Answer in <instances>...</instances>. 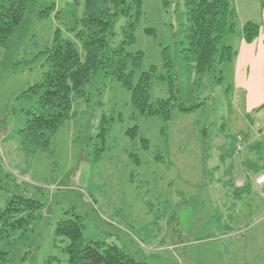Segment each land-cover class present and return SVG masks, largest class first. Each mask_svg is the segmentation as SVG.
Returning <instances> with one entry per match:
<instances>
[{"label":"rangeland","instance_id":"obj_1","mask_svg":"<svg viewBox=\"0 0 264 264\" xmlns=\"http://www.w3.org/2000/svg\"><path fill=\"white\" fill-rule=\"evenodd\" d=\"M72 1L36 0L11 46L0 45V172L10 171L17 183L0 181V209L14 194L42 204L26 233L37 249L34 244L23 264H68L70 238L56 231L62 220L78 221L88 244L117 247L138 263L264 264V185L253 183V165L264 164V134L253 139L258 129L249 127L263 125L264 104L247 111L234 92L229 62L203 84L183 76V102H205L193 111L173 106L168 120L146 114L129 87L108 78L102 92L98 80L88 100L75 102V116L47 150L33 152L23 144L18 131L25 111L18 95L43 78L41 53L56 30L84 52L56 17ZM171 1L166 10L162 0H143L136 41L127 46L132 54L143 52L140 68L127 66L132 86L140 84V104L147 103L146 91L153 101L171 95L163 48L175 54L183 46L186 23L185 0ZM235 1L238 33L249 11L244 0ZM53 4L55 11L38 17ZM84 7L82 0L80 16ZM126 22L122 17L117 24L118 39ZM233 39L230 34L225 42L233 45ZM102 125L108 127L104 138L97 135ZM135 126L133 137L127 131Z\"/></svg>","mask_w":264,"mask_h":264},{"label":"trees","instance_id":"obj_2","mask_svg":"<svg viewBox=\"0 0 264 264\" xmlns=\"http://www.w3.org/2000/svg\"><path fill=\"white\" fill-rule=\"evenodd\" d=\"M35 1L0 0L1 46H11ZM81 1L69 2L56 12V17L67 31L75 33L84 52L78 49L76 42L63 38L58 28L53 43L41 53L47 66L43 78L18 95L24 103L22 109L25 111V121L18 132L23 144L33 152L50 147L51 139L60 126L75 116V102L88 100L98 80L102 82L98 87L101 92L105 79L121 81L132 90L135 105H141L144 113L160 115L168 120L173 106L182 111H193L205 103L187 105L183 102L178 94L183 76L189 84H203L212 77L219 65L230 62L235 54L233 47L225 42L226 37L236 31L238 11L235 0H185L183 46L177 48L175 54H171L168 47L163 48L171 95L153 101L146 91L144 98L147 103L140 104V84L132 86L127 66L129 64L135 69L140 68L143 52L132 54L128 52L127 46L136 41L137 25L143 14V0H84V13L80 16L77 9ZM162 1L165 9L169 10L172 1ZM55 10L54 4L48 6L38 13V17L43 18ZM122 17H126L127 22L122 27V38L118 39L116 27ZM259 32V24L252 21L243 27V36L247 42H252ZM217 79L222 80L223 75ZM107 131L108 127L102 125L97 135L104 138ZM127 133L136 136L138 127L130 128ZM142 142L148 146L146 139L143 138ZM99 150L102 152L104 147ZM263 170L264 164L253 165V175ZM2 173L0 181L6 179L16 182L10 171ZM41 206V202L34 198L14 194L5 207L0 209V264H23L32 255L34 244L37 249L35 238L26 233L30 230V219L35 217L34 209ZM21 228L24 233L19 234ZM82 228L76 220H62L56 229L57 234L70 238L66 248L69 253L68 264H146L136 262L117 247L101 249L98 243L88 244Z\"/></svg>","mask_w":264,"mask_h":264},{"label":"crops","instance_id":"obj_3","mask_svg":"<svg viewBox=\"0 0 264 264\" xmlns=\"http://www.w3.org/2000/svg\"><path fill=\"white\" fill-rule=\"evenodd\" d=\"M244 1V11L248 10L249 13L247 18H241L239 32L236 33L235 31L232 34L234 39L231 46L235 50V54L229 63L231 65L234 92L244 98L247 111L253 112L264 104V0ZM237 11L239 16L238 7ZM249 21L258 23L260 26L259 35L252 42H247L243 36V27ZM260 124L257 122L249 123V127L258 129V133L252 134L253 139H257L264 134V121L261 127ZM256 175H253V183L258 188L259 186L254 182ZM239 199L241 200V198Z\"/></svg>","mask_w":264,"mask_h":264},{"label":"built area","instance_id":"obj_4","mask_svg":"<svg viewBox=\"0 0 264 264\" xmlns=\"http://www.w3.org/2000/svg\"><path fill=\"white\" fill-rule=\"evenodd\" d=\"M256 181L259 185H263L264 184V172H262L261 174H259L256 178Z\"/></svg>","mask_w":264,"mask_h":264}]
</instances>
